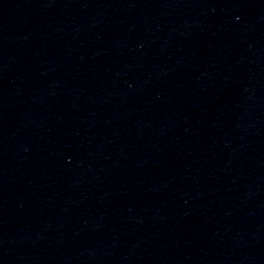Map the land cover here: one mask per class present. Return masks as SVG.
Wrapping results in <instances>:
<instances>
[{"label": "water", "instance_id": "95a60500", "mask_svg": "<svg viewBox=\"0 0 264 264\" xmlns=\"http://www.w3.org/2000/svg\"><path fill=\"white\" fill-rule=\"evenodd\" d=\"M132 0H0V125L76 47Z\"/></svg>", "mask_w": 264, "mask_h": 264}]
</instances>
